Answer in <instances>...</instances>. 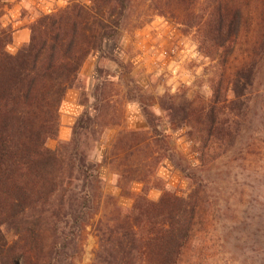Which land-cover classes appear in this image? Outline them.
I'll use <instances>...</instances> for the list:
<instances>
[{"label": "trees", "instance_id": "obj_1", "mask_svg": "<svg viewBox=\"0 0 264 264\" xmlns=\"http://www.w3.org/2000/svg\"><path fill=\"white\" fill-rule=\"evenodd\" d=\"M249 4L73 1L39 16L29 29V41L14 55L6 51L12 31L0 29V264H78L86 228L100 209L104 212L94 224L98 249L93 264H177L196 224L200 192L194 188L183 198L164 191L157 202L147 198L150 162L130 163L140 146L159 142L158 124L145 107L141 111L148 130L120 133L108 152L119 161L117 188L143 183L130 208L103 197L100 163L88 152L91 137L99 139L95 129L109 103L102 86L94 96V115L84 112L78 118L71 139L53 151L45 144L57 135L59 107L76 87L88 57L123 29L138 30L154 16H170L186 32L194 31L200 52L216 61V70L208 101L164 97L159 106L170 124L196 129L199 159L209 150L229 152L245 125L264 56V32L252 35L255 26L245 12ZM247 26L252 36L245 56L228 71L227 60ZM168 159L193 183L195 175L175 162L173 154Z\"/></svg>", "mask_w": 264, "mask_h": 264}, {"label": "rangeland", "instance_id": "obj_2", "mask_svg": "<svg viewBox=\"0 0 264 264\" xmlns=\"http://www.w3.org/2000/svg\"><path fill=\"white\" fill-rule=\"evenodd\" d=\"M73 1L86 2L0 0V29L12 31L6 51L16 54L29 41V29L39 16ZM245 12L255 26L252 35L264 32V0H250ZM185 30L170 16H154L140 29H123L116 40L105 41L101 52L84 63L76 87L66 93L58 110L57 135L45 145L53 151L71 139L78 118L84 112L94 115V96L102 86L109 103L95 129L99 139L91 137L88 152L100 163L103 197L130 208L143 183L132 181L117 188L119 161L108 152L120 133L148 130L141 111L145 107L156 119L159 142L140 146L130 163L150 162L147 198L157 202L164 191L183 198L194 188L200 192L196 224L177 264H264V56L238 142L223 155L209 150L199 159L196 129L170 124L159 106L164 97L199 103L211 97L216 61L200 52L194 31ZM250 34L247 26L227 60L228 71L243 60ZM231 101L228 94L227 103ZM169 154L195 175L193 183L168 159ZM103 212L100 209L86 228L78 264L94 262L98 249L94 224Z\"/></svg>", "mask_w": 264, "mask_h": 264}]
</instances>
